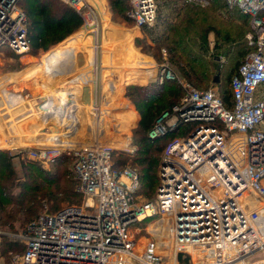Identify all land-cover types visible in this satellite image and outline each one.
<instances>
[{"label": "built area", "instance_id": "1", "mask_svg": "<svg viewBox=\"0 0 264 264\" xmlns=\"http://www.w3.org/2000/svg\"><path fill=\"white\" fill-rule=\"evenodd\" d=\"M63 1L82 13L85 26L94 25L89 0ZM129 3L128 15L137 27L155 25L158 0ZM226 3L251 15L254 30L246 37L257 48L232 78L231 107L214 87L186 84L181 100L156 119L150 138L182 122L192 127L164 148L154 198H133L140 175L130 165L114 167L112 144L80 141L82 127L75 119L44 118L43 132L58 135L63 129L67 139L31 144L24 147L27 156L45 165L63 153L74 154L84 203L32 221L23 235L26 249L20 264H264V95L257 96L264 84V29L260 31L258 15L264 0ZM1 47L20 55L31 50L27 14L19 0H0ZM84 55L77 52L78 62L85 61ZM166 71L163 65L159 82ZM79 97L89 107L84 125L92 126L93 86H83ZM146 217H151L150 235L143 242L137 224Z\"/></svg>", "mask_w": 264, "mask_h": 264}, {"label": "trees", "instance_id": "2", "mask_svg": "<svg viewBox=\"0 0 264 264\" xmlns=\"http://www.w3.org/2000/svg\"><path fill=\"white\" fill-rule=\"evenodd\" d=\"M209 1L208 5L202 6L184 0H158L156 25L142 26L143 33L150 37L152 43H148L146 38H137L136 42L144 49L149 47L158 61L165 59L161 55L162 47H165L167 60L172 65L170 68L177 70L178 74L199 89L208 88L212 84L210 81L215 82L218 76L219 94L224 103L231 107L234 104L232 78L246 55L257 48L246 37L248 31L254 30V24L251 15L238 6L229 8L226 0ZM110 2L116 14L128 18L129 0ZM19 4L27 14L28 37L35 51L49 50L84 24L82 13L63 0H19ZM258 15L263 21L262 31L264 9ZM210 31L214 32L212 50L207 40ZM232 33L237 35L240 51L232 64H228L221 60L218 51L226 47ZM75 45L68 46L52 57L56 65ZM150 70L151 73L154 69ZM224 72H228L229 81L226 85L221 83L222 77H225ZM78 88L76 86L69 92H79ZM126 93L140 114L138 124L132 130L135 147L132 151L114 148L112 158L115 168L122 169L130 165L138 171L141 186L136 193L148 195L159 184L158 170L164 148L176 136L186 133L192 127L182 122L165 135L156 138L148 135L156 119L164 111L172 110L181 100L185 94L184 86L177 79L165 76L162 83L156 80L147 84L128 85ZM23 151L12 152L0 148V228L4 230L27 232L29 224L43 213H55L65 206L82 204L84 198L79 190L80 180L73 168L76 158L74 154L63 153L55 157L52 160L54 169L50 171ZM15 157L21 159L20 173L15 167ZM150 219L146 217L141 223L146 224ZM2 237L0 251L5 264H19L17 258L23 256L26 245L6 235Z\"/></svg>", "mask_w": 264, "mask_h": 264}, {"label": "rangeland", "instance_id": "3", "mask_svg": "<svg viewBox=\"0 0 264 264\" xmlns=\"http://www.w3.org/2000/svg\"><path fill=\"white\" fill-rule=\"evenodd\" d=\"M92 9L94 10L93 13L95 14V23L97 24L98 22V17L96 14L97 10L100 13V19H99V30H89L92 26L86 27L84 24L80 27V29L76 30L74 33H72L71 35H69L68 37H66L63 41H61L60 43H58L57 45H55L56 47H52L54 50L57 47H64V45H75V42H78L77 45H75L73 47L72 50L81 48V43L85 42V39H81L82 37L86 36L87 37V44L82 45L87 47V50L90 52V57H87V54L84 52V59L86 60L84 64L87 63V60L89 59V63L87 65V67L89 65H93L92 67V73L96 74L101 82V74H100V70L101 68L99 67V64H104L106 66H121V69H124L125 67H130V66H134V67H138V69H144L146 70V75L148 76L150 73V68L154 69L155 63L154 60L149 58L148 56H145L143 54H141L138 50L137 47L140 48V50L149 55L152 56L153 58H155L154 52L149 49V47H147L146 49H144L142 47V45H138V43L136 42V39H144L146 38L148 43H152L150 37L148 35H146L145 33H143L142 31V27H140V29L136 26V24L131 20L132 18H130V16L128 15V11H127V15L128 18H125L123 16H120L118 14H116V12H114L113 7L111 5L110 0H95L92 4H91ZM163 10H166V8H164ZM224 14H226V12H223ZM110 18L109 22H113L114 25H108V23L106 24V19ZM210 18L207 19V21H209ZM85 23V20H84ZM156 25V24H155ZM153 25V26H155ZM120 26V27H119ZM127 28H125V27ZM153 26H149V27H153ZM135 29H137V33L135 32ZM105 30H107L106 32L111 33V35L117 37V45L115 47H112V51H109L111 49L107 48V43L103 42V36L102 33L105 32ZM93 31V32H92ZM100 31V32H99ZM88 33V34H87ZM135 36V46L133 43V37ZM148 36V37H147ZM237 35H235V33H232L230 35L231 38H233V40H231V38L229 37L230 40H228V43L226 44V47L223 49H220L218 52H220L221 60L227 62L228 64H232V61H234V57L236 56V54L240 51H238L239 49V45L237 42ZM114 38V37H113ZM207 40L209 42V46L210 49L212 50L214 47V32L210 31L208 33L207 36ZM105 41V39H104ZM120 42V43H119ZM93 43V44H92ZM100 43V46L102 45L103 48L105 50H103V55H102V59H101V50L97 49L98 44ZM132 44L133 48L136 49L138 56L136 58V60H132L131 56L128 55V50L129 47L128 45ZM93 46V47H92ZM51 49V48H50ZM59 49V48H57ZM71 50V51H72ZM35 51L33 48H31V50L29 52ZM51 51V50H50ZM70 51V52H71ZM116 51L118 52V54H116ZM39 53L43 52V51H38ZM48 52L47 51L44 54V66L43 67V74L44 76L47 78L48 76H50V63L48 61ZM69 52V53H70ZM11 53L15 56H20V54H17L16 52H14L13 50H11ZM77 55V53H76ZM161 55H163L165 57V59H163L162 61H157V64H161V67L163 65H165L167 67V71L165 72V75L167 78H171V79H177L183 86H184V91H186V84L187 86H192L195 87L190 81H186L181 74L177 73V70H174V73L176 74L175 77H171V74L168 71V67H171V63L169 62V60H167V49L165 47H162L161 50ZM76 59V58H75ZM104 59V60H103ZM104 61V63H103ZM226 63V64H227ZM98 64V65H97ZM160 67V66H159ZM48 70H50L48 72ZM109 72L111 71V69L108 70ZM37 70H33L32 67H29L27 70H25L24 72H22L21 74L23 75L24 78H27L28 80H30L32 78L33 74H36ZM138 73V72H136ZM173 73V72H171ZM173 73V74H174ZM174 74V75H175ZM16 75H19L17 73L14 74H9L8 78L12 79L17 77ZM37 75V74H36ZM133 73H123V74H119L118 76H114L115 81L119 82V80H121L123 77L126 76V78H124L125 82L122 83H117L114 82V84L116 87L114 88V92L118 91L119 93H116V95H118L116 97L112 96L111 98L109 97V93L105 92V95H103L102 97V93L101 91V85L100 83H98L97 88H98V92H97V97H96V104L95 106H101L102 109L106 110V113L103 115L104 119L101 124H95L94 122V118L95 117H91L90 119L92 121V126L93 128H89L88 127H92V126H85L86 128H81L80 130V135L79 136V140L80 141H93L95 142H102V143H110L113 145V147L117 150H125V151H132L134 149V140H133V133L132 130L137 126L138 121H139V116L138 113L135 111V104L130 100V98L127 96L126 93V88L128 85H132V84H147V83H140L138 80L133 79L132 78ZM217 75V74H216ZM225 77H222V81L221 83L223 85L228 84L229 79L227 78L228 76V72H224ZM221 79V76H220ZM134 80V81H132ZM128 83H127V82ZM130 81V82H129ZM159 82V81H158ZM212 84L209 85V87H213L215 86L217 89L219 88V85L217 83H214L212 81H210ZM149 83V82H148ZM80 87V85H73L72 89H74V87ZM117 88H119V90H117ZM72 89H70L69 87H64L61 88L60 90L56 91V90H51L49 92V95L51 98H54L55 96H60L62 98V101L56 102L59 105L56 107L58 109H56L53 104L47 103L45 105V107L42 109V111L39 112V116L40 114L42 115L43 113H45V110L50 111V115L51 116H55L57 120H59V122L61 120H64L65 118H68L70 120L75 119L77 120L79 123H86L87 122V113L85 111V109H89L88 106L84 105L81 106L78 102V96L76 99L73 100V98H69L68 99V93L69 91H71ZM112 89V88H111ZM108 90V89H107ZM0 93L2 95V98L0 99V105H4L2 109H7L12 111V108H15L18 106V104L23 103V98L22 96L15 94V93H8V91H6L5 88H1ZM68 94V95H67ZM264 95V84L260 85V87L258 88L257 91V96H262ZM101 96V97H100ZM109 97V98H106ZM59 101V100H56ZM55 103V101H54ZM17 104V105H16ZM110 104H114L116 106V108H111L110 110L113 112L115 111V113H108V108L111 107ZM94 106V107H95ZM66 109H68L71 113L70 115H66L64 114ZM113 109V110H112ZM125 109H127L126 111H124ZM93 110V108H92ZM116 111H118L116 113ZM119 112H121V114L119 115ZM122 112L124 113V115L122 116ZM74 113V114H73ZM90 113V112H89ZM77 114H80L77 116ZM65 116V117H63ZM120 116V117H119ZM5 117V116H4ZM28 117V118H27ZM32 115H28L24 117L23 123L26 122L27 120H29V118H32ZM116 117L117 120L114 121L113 118ZM124 118V120H123ZM100 119V118H99ZM43 120H45L44 118L41 117V121L40 124H35L33 126H30L29 129H22L21 128V123H16L14 124L15 127H12L11 132L9 134V136H0V140L1 143L0 144H6V145H0V148H5V149H10L12 152H22L23 150H25V148H28L29 145L31 144H53L55 143L57 140L62 139V140H66L67 139V133L66 131H64L63 129L61 130V132L58 135H48L46 132H43L41 130L42 128V124H43ZM134 125L129 126V124L134 123ZM96 136L99 140L95 139ZM39 138H43V140H47V143H37L35 141L39 140ZM17 141H24V143L27 144H23V147H18L17 145ZM25 147V148H24ZM26 151V150H25ZM24 153V151H23ZM25 155L27 156V151L25 152ZM20 157H15L14 162H15V167L18 171V173L21 172V161H20ZM41 163V162H40ZM41 165L45 168L48 169L50 171H53L54 169V165L53 162L50 161L48 164L43 165L41 163ZM73 168H74V164H73ZM75 170V169H74ZM157 190V189H156ZM156 190L152 191L151 194L145 195L143 193L140 192V194L135 193L134 195V199L137 201H142L144 199H152L155 197L156 194ZM84 197V196H83ZM82 203H84V198ZM140 228L141 231L140 233L137 234L138 239H140L141 241L145 242L148 240V237L150 235V233H148L147 231V226L148 223L146 224H142L141 222H139L137 224ZM28 232V231H27ZM27 232H25L24 230H17V231H12V230H4L0 228V250H1V245H2V241H3V237L2 235H6L8 237H11L14 240H19L22 243L25 244V239L23 237L24 234H26ZM26 245V244H25ZM22 256H19L18 262L20 264ZM0 264H5V258L4 256L1 255V251H0Z\"/></svg>", "mask_w": 264, "mask_h": 264}, {"label": "crops", "instance_id": "4", "mask_svg": "<svg viewBox=\"0 0 264 264\" xmlns=\"http://www.w3.org/2000/svg\"><path fill=\"white\" fill-rule=\"evenodd\" d=\"M106 2H107V0H106ZM157 18H158V16H157ZM109 20H110V18L107 17V19L105 21L106 24L108 23V25H114V26L116 25V24H113V22H109ZM156 22H157V20H156ZM98 25H99V19H98L97 24L94 25L95 27L91 25L92 27L90 29H88V31L96 28ZM89 26H86V27H89ZM123 27H125V26H123ZM125 28H127V27H125ZM138 28L140 29V27H138ZM135 32L137 33V29H135ZM135 36H136V34L134 35L133 40H132L134 45H135V42H134ZM81 39H85L86 41L84 43L87 44L88 39L86 36L80 38V40ZM84 43L83 42L81 43V48L72 50L67 55L62 56L63 60L58 65H56V63L54 62V59L52 57L55 56V54L58 53L59 51H63L65 48L68 47V45H64L63 48L57 47L59 49L55 48L54 50H52L54 47H56V46H54L53 48L47 50V51H49L48 52V61L50 63V70H51V72L49 74L50 76H48L47 78L43 74V67H45L44 66V64H45L44 54L47 51H43L41 53H39L38 51H32V52H27L25 54H21L20 56H15L11 53V50H12L11 48H9V47H1L0 48V90H1V88H5L6 91H8V93H15V94L22 96V98H23V103L18 104V106L15 108H12V111L7 110V109H2V108H4L3 107L4 105H0V131H1L0 136H9L12 127H15L14 124H16V123H21L22 129H29L30 126H33L35 124H40L41 117L42 118L48 117V119H55L56 117L51 116L50 115L51 112L48 110H45V113H43L42 115L40 114V116H39V112L42 111V109L45 107V105L47 103H50V101H51V104H53V106L55 108L59 105L56 102L60 103L62 101V98L60 96H58V94L54 98H51L49 95V92L51 90L58 91L64 87H69L70 89H72L73 85H78V86L80 85L81 88L85 85H89V86H93V88L95 90V100H96L97 92H98V88H97L98 83H100V85H101V91L100 92L102 93V97H103V95H105V92H108V93L110 92L109 93L110 98L112 96H115L116 93H119L118 91L114 92V88L116 86L112 85V84H114V82H117V81H115L114 76H118L119 74L133 73L132 78L138 80L140 83H148V82L156 81V80L158 81L160 70L162 68L161 64L160 65L157 64V61L155 58L143 53L140 50V48L135 45L141 54L148 56L149 58L154 60L155 66H154L153 72H151L147 76L146 70H144V69H138V67H134V66L125 67L124 69H121V66H116V67L106 66V65H104L105 63L103 61L104 64H102V62H101V64H99V67L101 68L100 74L102 76L101 82H100L98 76L96 74L92 73L93 65H89L87 67V65L89 63V59L87 60L86 64H84L86 60L81 63V62H78L77 59H75L76 53L78 51H84L87 54V57L88 58L90 57V52L87 50V47L82 46V45H85ZM128 47H129L128 55L131 56L133 61L136 60V58L139 57L136 49L133 48L132 44L128 45ZM97 49L98 50L101 49V59H102L103 47H102V45L100 46V43L98 44ZM110 51H112V50H110ZM116 54H118L117 51H116ZM29 67H32L33 70H37V73H36L37 75L33 74L32 78L30 80H28L27 78H24L23 75L21 74L22 72L27 70ZM168 68H169V70H171V72H173V70L170 67H168ZM109 69H111L110 72L108 71ZM50 70H48V72ZM136 72H138V73H136ZM14 73H17L19 75H16L17 77H15V78L9 79L8 75L14 74ZM175 76L176 75H174V77ZM124 78H126V76L123 77L121 80H119V82H117V83L125 82ZM132 81H134V80H132ZM214 83H218V82H214ZM80 87L78 88L79 92L71 93L73 91L72 90L71 92L68 93L69 95L68 94L67 95H68V99L74 97L73 100L76 99L78 96V102L81 105L80 97H79L80 92H81ZM213 87L215 89H217L215 86H213ZM117 90H119V88H117ZM217 91H218V89H217ZM117 96L118 95H116V97ZM109 97H106V98H109ZM1 98H2V95L0 93V99ZM56 100H59V101H56ZM54 101H55V103H54ZM95 104H96V102H95ZM56 109H58V108H56ZM135 111L138 113L136 108H135ZM70 113L71 112L68 109H66L64 114L70 115ZM32 114H33V117L29 118V120H27L26 122L23 123L24 117L28 116V115H32ZM120 114H121V112L119 113V115ZM78 115H80V114H77V116ZM123 115H124V113L122 112V116ZM138 115H139V113H138ZM139 119H140V116H139ZM123 120H124V118H123ZM80 125L82 128L83 127L86 128L83 121H82V123H80ZM1 128H3V129H1ZM94 137H95V139L99 140L96 136H94ZM35 142L47 143L48 141L43 140V138H41V139L39 138V140H37ZM0 143H1V140H0ZM22 144H27V143H24V141H17L18 146L22 145ZM0 145H6V144L3 143Z\"/></svg>", "mask_w": 264, "mask_h": 264}, {"label": "bare ground", "instance_id": "5", "mask_svg": "<svg viewBox=\"0 0 264 264\" xmlns=\"http://www.w3.org/2000/svg\"><path fill=\"white\" fill-rule=\"evenodd\" d=\"M95 0H89V2H90V4H92L93 2H94ZM96 11V14H97V17H98V19H100V13L97 11V10H95ZM94 25H96V24H94ZM93 25V26H94ZM95 27V26H94ZM100 28H99V25L96 27V28H94L93 29V31L94 30H99ZM92 31V32H93ZM107 30H105V32H103L102 33V36H103V42H106L107 43V48L108 49H111L112 50V47H115L116 45H117V43H118V41H117V37H115V36H113V35H111V33H109V32H106ZM100 32V31H99ZM114 37V38H113ZM104 39H105V41H104ZM120 43V42H119ZM93 44V43H92ZM93 47V46H92ZM103 47V46H102ZM101 48V47H100ZM106 49V48H105ZM104 48H103V50H105ZM101 50V49H100ZM102 50V51H103ZM107 50V49H106ZM110 51V50H109ZM111 105V107L110 108H108V113H115V111H111L110 109L111 108H116V106L114 105V104H110ZM102 110V111H101ZM113 110V109H112ZM127 109H125L124 111H126ZM93 112H94V114H95V118H94V122H95V124L97 125V124H101L102 125V123L101 122H103V119L102 118H104V116H102V115H104L105 113H106V110H104V109H102L101 108V106H95V107H93V110H92ZM128 111V110H127ZM118 111H116V113H117ZM120 113V112H119ZM102 114V115H101ZM120 117V116H119ZM100 118V119H99ZM113 120L114 121H116L117 120V118L116 117H114L113 118ZM1 129H3V128H1ZM5 130V129H4ZM3 131V130H2ZM1 132V131H0ZM166 241V240H165Z\"/></svg>", "mask_w": 264, "mask_h": 264}, {"label": "water", "instance_id": "6", "mask_svg": "<svg viewBox=\"0 0 264 264\" xmlns=\"http://www.w3.org/2000/svg\"><path fill=\"white\" fill-rule=\"evenodd\" d=\"M219 81V78H218V76L215 78V82H218Z\"/></svg>", "mask_w": 264, "mask_h": 264}]
</instances>
